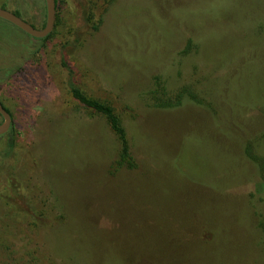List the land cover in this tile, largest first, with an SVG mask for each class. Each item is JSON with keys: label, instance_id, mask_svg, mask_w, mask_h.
<instances>
[{"label": "rangeland", "instance_id": "374dc122", "mask_svg": "<svg viewBox=\"0 0 264 264\" xmlns=\"http://www.w3.org/2000/svg\"><path fill=\"white\" fill-rule=\"evenodd\" d=\"M56 1L47 38L0 18V101L14 120L13 140L0 136V264H264L242 153L253 142L264 156V0H113L97 31L83 0ZM0 7L45 25V0ZM63 61L122 117L135 169L114 171L117 139L72 99ZM156 74L202 105L152 107Z\"/></svg>", "mask_w": 264, "mask_h": 264}, {"label": "trees", "instance_id": "16d2710c", "mask_svg": "<svg viewBox=\"0 0 264 264\" xmlns=\"http://www.w3.org/2000/svg\"><path fill=\"white\" fill-rule=\"evenodd\" d=\"M113 0H83V25L91 30L97 31L103 23V16L108 11V6ZM103 2V4H101ZM3 8V7H2ZM15 13V12H14ZM15 15L19 16L18 13ZM56 19V16H55ZM56 25V24H55ZM51 34V33H50ZM48 35L51 36V35ZM47 38V37H46ZM193 47V41L188 40L184 48V53L190 52ZM63 67H65L66 75V88L72 99L78 103V105L85 109L91 116H100L106 120L110 128L112 129L117 142H118V154L115 164L113 165L114 171H119L121 168L133 170L137 167L136 161L131 154V147L127 135V128L122 117L118 114L116 109L107 102L89 96L75 81L74 71L72 66L68 62L63 61ZM167 83V79L163 74L153 75L150 79L147 94L151 106L156 109H175L188 101L195 105H202L203 100L196 91L188 84L183 85L176 90H170ZM4 105V104H3ZM4 107L12 115V112L5 105ZM13 118V115H12ZM14 128V120L12 124ZM10 128V130H12ZM9 130V131H10ZM9 137L13 140L14 133L8 132ZM13 142L9 144L12 148ZM244 158L249 162L253 168V174L257 178L255 183L256 192L255 195H259L260 198L254 202V216L256 235L259 242L264 244V156L258 152V145L253 142H248L245 149L242 150ZM7 189V195L5 199L8 203H15L14 205L18 209H26L28 206L25 197L17 193L19 199L14 198L11 190ZM16 194V193H15ZM15 199L17 201H15ZM262 204V206H260Z\"/></svg>", "mask_w": 264, "mask_h": 264}, {"label": "water", "instance_id": "95a60500", "mask_svg": "<svg viewBox=\"0 0 264 264\" xmlns=\"http://www.w3.org/2000/svg\"><path fill=\"white\" fill-rule=\"evenodd\" d=\"M46 1V21L42 29H37L29 23L22 20L19 16L15 15L14 12L6 8L0 7V18L12 23L26 33L27 35L36 38L42 39L47 37L53 30L55 24V14L57 13V1L56 0H45ZM0 115L4 119V123L0 125V135L6 133L9 128L12 127V116L10 112L4 107L0 102Z\"/></svg>", "mask_w": 264, "mask_h": 264}, {"label": "flooded vegetation", "instance_id": "af4514ba", "mask_svg": "<svg viewBox=\"0 0 264 264\" xmlns=\"http://www.w3.org/2000/svg\"><path fill=\"white\" fill-rule=\"evenodd\" d=\"M0 102H1V101H0ZM1 103H2V102H1ZM2 104H3V103H2ZM11 116H12V115H11ZM12 124H13V118H12ZM11 128H12V127H11ZM9 130H10V128H9ZM9 130H8V131H9ZM8 131H7V132H8ZM7 132H6V133H7ZM6 133H4V134H2V135H0V136L5 135Z\"/></svg>", "mask_w": 264, "mask_h": 264}]
</instances>
